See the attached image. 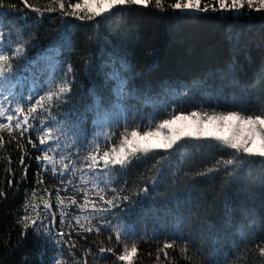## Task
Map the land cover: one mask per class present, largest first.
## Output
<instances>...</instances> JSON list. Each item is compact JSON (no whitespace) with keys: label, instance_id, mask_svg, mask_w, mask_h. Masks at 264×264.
Wrapping results in <instances>:
<instances>
[{"label":"trees","instance_id":"obj_1","mask_svg":"<svg viewBox=\"0 0 264 264\" xmlns=\"http://www.w3.org/2000/svg\"><path fill=\"white\" fill-rule=\"evenodd\" d=\"M5 2L16 6L9 10L12 14L0 17L5 44L10 40L14 47L17 32L22 30L24 39L30 40L26 45L29 57H43L50 46H58L60 52L56 59L63 71L71 66L68 79L72 91L63 97L65 103L52 108V116L61 123H71L76 116L69 113L76 110L78 115L87 119L85 127L89 140L94 132L101 131L91 124L93 114L85 112V108L94 103L95 97L90 95L93 91L113 117L121 119V123L125 115L129 119L135 115L139 122L141 114L148 115L154 108L164 109L171 100H176L177 109L183 108L184 111L203 106L211 112L245 109L258 112L264 107V19L259 13H254L255 19L252 20H234L220 14L186 18L170 9L160 12L153 7L133 6L105 21L97 30L95 22L63 17L59 12L45 14V18L37 22L36 14L21 0ZM173 2L175 0H166V4ZM28 3L44 8L49 0H28ZM23 16L28 17L27 22ZM65 39L71 41L70 48L64 45ZM86 61H91V64ZM23 63V60H13L14 71L19 72ZM41 67L45 68L43 74L39 73ZM63 71L57 69L56 74L63 78ZM33 72L37 73L36 81L46 85L49 75L44 62H41L37 69L23 73L27 77L26 83L18 85L15 91H25L26 94V89L33 82ZM117 72L128 81L125 91H135L134 95H123L120 105L115 92L116 83L112 79L113 73ZM198 84L203 85L202 91L196 89ZM24 107L27 111V105ZM122 107L126 109L123 114ZM19 131L0 133L3 136L0 192L4 193L0 195V264H46L48 260L45 255L42 262L41 245L31 229L24 242L16 246L21 234V226L16 220L23 214L25 192L33 190L36 196L29 197V211L36 205L43 218L42 201H49L56 213V229L65 233L64 239L68 243L62 251L63 264H76L77 261L83 264L84 259H87V264H117L115 255L109 253L102 258L98 253L99 246L111 247L117 255L122 252L123 245L117 243L114 232L102 229L99 234L95 231L84 233L74 220L68 218L61 225L62 206L57 204V190L64 198L63 207L69 216L80 215L83 222L84 216L91 212V206L88 212H73L76 206L70 204V198L75 197L78 204L83 203L84 193L72 190L66 182L61 183L63 177L60 175L42 171L36 160L41 153L32 149L28 135L21 138ZM31 139L39 143L36 135L33 134ZM68 142L63 140L64 144ZM61 151L68 153L73 149L62 148ZM230 152L208 146H189L167 159L163 158V153L150 156L123 173L107 174L102 171V165L95 174L85 170V179L97 182L109 193L105 199L110 198L112 188L117 191L123 188L121 195H130L132 203L123 205L127 215L117 213L107 216V219L114 226H131L136 231L135 240L125 238L123 233L121 235L129 248L133 242L137 245L138 255L134 264H225L226 257L227 264H264V257L260 256L257 248V245L264 246V171L257 166L239 184L227 187L228 177L223 170L208 176L198 175L211 168L221 156L229 158ZM22 153H26L24 159L28 165L26 180L21 179L23 167L19 159ZM73 159L76 157L71 156L65 163L71 166ZM76 168H80L79 162ZM37 173L43 181L41 185L36 184ZM82 174L77 171L74 177L70 173L65 175L75 185H81ZM9 181H12L11 186ZM66 186L68 191H65ZM83 186L90 190V201L102 203L92 182ZM144 187H148L147 198L140 191ZM138 192L140 195H133ZM225 197L234 202V208L228 212L222 207ZM49 219L51 217L45 219V223ZM89 219L93 225L103 223L99 215H90ZM176 233L183 239H176L173 248L165 249L167 258L159 252L157 260L158 250L163 249L166 242L172 243ZM245 233L247 238L241 239ZM186 242L189 244L187 255L191 260L185 259L181 253ZM72 244L76 247H71ZM89 248L92 252L85 257Z\"/></svg>","mask_w":264,"mask_h":264},{"label":"snow or ice","instance_id":"obj_2","mask_svg":"<svg viewBox=\"0 0 264 264\" xmlns=\"http://www.w3.org/2000/svg\"><path fill=\"white\" fill-rule=\"evenodd\" d=\"M21 3L36 14L37 22L42 21L45 14L59 12L63 17H74L79 21L95 22L97 30L102 27L105 21L130 10L133 6L144 9L153 7L160 12H167L170 9L178 16L186 18L220 14L221 17L234 20H252L255 19L254 13H259L261 14L260 18L264 19V0H175V2L167 4L166 0H76L75 3L67 0V7L66 0H49L48 6L44 8L34 7L28 3V0H21ZM15 7V4L0 0V17L12 14L9 10H14ZM22 19L27 22L28 17L23 16ZM25 26L27 27V23ZM4 36L3 23L0 20V133H12L20 129L19 136L23 138L27 134L28 143L32 149L41 153L36 157L41 170L51 171L53 175H60L63 177L61 183L66 182V185L71 186L72 190L84 193L83 203L78 204L75 197L70 198V204L76 206L73 212H88L91 206V212L84 216L82 222L80 215L69 216V212L63 207L64 198L60 197L59 190H57V204L62 206L60 207V223L62 225L68 218L70 221L74 220L84 233L95 231L99 234L102 229L114 232L117 243L123 245V250L117 255L113 248L99 246L98 253L102 258L111 253L115 255L117 264L119 262L134 264L138 255L137 245L133 242L129 248L121 235L123 233L125 238L135 240L136 231L131 226H114L112 221L107 219V216H115L117 213L127 215L123 205L125 202L131 204L132 201L130 195H121L124 191L123 188L119 191L112 188L110 198L105 199L109 193L105 191V188H101L97 182L85 179L87 174L85 170L95 174L102 165V171L107 174L116 171L123 173L129 171L134 164L146 161L150 156L154 157L163 153L165 154L163 158L167 159L173 153H180L189 146H208L218 150H231V152L229 158L225 159L221 156L211 168H207L198 175L208 176L223 170L228 177L227 187L231 184H239L243 177L257 166L264 171V107H261L258 112H249L247 109L225 112L214 110L209 114L207 111L193 110L185 114L183 108L177 111L176 106L169 104L164 109L154 108L153 112L148 115L141 114L139 122L135 115L131 119L125 115L122 118L123 123H121V119L114 118L105 107L102 99L96 96L93 91L90 92V95L95 97L94 103L86 107L85 112L93 114L94 118L91 124L93 128H99L101 131L94 132L92 139L89 140L85 127L87 119L78 115L76 110L73 109L69 113L76 116V120L71 123H61L52 116V108L65 103L63 97L72 91V84L68 79L72 68L69 65L67 70L63 71L60 62L56 59L60 48L50 46L48 53L43 57H29L26 45L29 44L30 40L24 39L22 30L17 32V42L14 47L10 40L7 44L4 43ZM63 43L66 47H71L70 40L65 39ZM32 47H36V45H32ZM13 60L24 61L19 72L14 71ZM41 62H44L49 75L46 85L39 84L35 79L37 73L33 72V82L26 89V94L25 91L19 93L15 91L18 85L26 83L27 77L23 73L30 69H37ZM86 63L90 65L91 61H86ZM57 69L63 71V78L56 74ZM44 71V67L39 68L40 74H43ZM112 79L116 83L115 92L118 96L135 94V91L132 93L125 91L128 81L122 79L119 72L113 73ZM24 105H27V111H25ZM122 111L126 112V109L122 107ZM162 116L164 118H161ZM57 125L59 126L57 127ZM207 125L217 129H234V131L230 136L224 135L207 130ZM121 127L123 131H119ZM105 128L108 131H104ZM142 128L143 131H141ZM33 134L37 136L38 144L32 141L31 136ZM63 140L69 142L64 144ZM112 141L116 142L112 143ZM0 147H3L2 135H0ZM62 148H71L73 151L65 153L61 151ZM102 149L104 150L102 151ZM82 152L87 154L81 155ZM25 154L22 153L19 159V164L23 167L22 180H26L28 173V165L24 159ZM71 156H75L76 159L72 160L70 166L65 163V160ZM57 157H59L58 160ZM78 162L80 163L79 169L76 168ZM77 171L84 173L80 176L81 185H75L73 180L65 175L70 173L74 177ZM37 177L36 184L41 185L43 181L39 173H37ZM90 182L93 183L94 188L98 189L95 194L99 198V202L102 203L89 200L90 190L83 185ZM152 183L155 184L156 181L153 180ZM11 184L12 181H9L10 186ZM67 186L65 191L69 190ZM140 191L145 198L148 197V187H144ZM0 195H4V193L0 192ZM133 195H140V193H133ZM35 196V190L25 192V201L22 206L23 214L16 220V223L21 226L20 241L17 242L16 246L19 247L24 242L28 237V230L31 229L36 241L41 245L40 257L42 262L47 255L46 264H63L62 251L64 245L68 243L64 239L65 233L56 229V213L49 211L52 208L49 201H42L45 212L43 218L37 211L38 206L33 205L29 211L31 203L29 197ZM222 207L226 212L231 211L234 208V202L225 197L222 201ZM113 209L116 212H113ZM90 215H99L103 218V223L93 225L89 219ZM48 217L51 219L45 223V219ZM85 223L88 226H85ZM246 238L247 233L241 236V239ZM108 239L111 241L112 237L109 236ZM176 239H183V237L176 233L172 243L166 242L163 249L158 250L157 260H159V252H163L164 256L168 257L165 249L173 248ZM233 246H235L234 241ZM71 247H76V245L72 244ZM257 248L260 256L264 257V246L257 245ZM188 249L189 244L186 242L181 253L185 259L191 260L192 258L187 255ZM91 252L92 249L89 248L85 252V257ZM201 254L203 255V253ZM72 255L75 256V253ZM149 255L151 254L149 253ZM76 264H80V262L77 261ZM83 264H87V259H84ZM225 264H227V257Z\"/></svg>","mask_w":264,"mask_h":264},{"label":"rangeland","instance_id":"obj_3","mask_svg":"<svg viewBox=\"0 0 264 264\" xmlns=\"http://www.w3.org/2000/svg\"><path fill=\"white\" fill-rule=\"evenodd\" d=\"M202 86H203L202 84H198L197 87H196V89L197 90H199V89L201 90L202 89ZM122 99H123V95H119V99L117 100L118 105H120L122 103ZM169 104H172V105L175 106L176 100H173V101L171 100L170 102L167 103V105H169ZM179 110L180 109H177V111H179ZM194 110H197V111H207L209 114L212 113L209 109H207L206 107H203V106H200L199 108L194 109ZM191 111H193V110H191ZM124 112L125 111H121V114H123ZM187 112H190V111H185V114H187ZM161 118H164V117L162 116ZM206 128L209 131L219 132L220 134L229 135V136L234 131V129H217V128L211 126V125H207Z\"/></svg>","mask_w":264,"mask_h":264},{"label":"water","instance_id":"obj_4","mask_svg":"<svg viewBox=\"0 0 264 264\" xmlns=\"http://www.w3.org/2000/svg\"><path fill=\"white\" fill-rule=\"evenodd\" d=\"M50 211H51V209H50Z\"/></svg>","mask_w":264,"mask_h":264}]
</instances>
